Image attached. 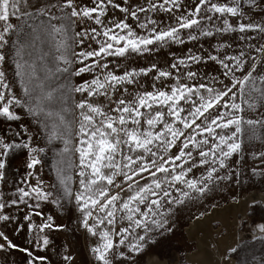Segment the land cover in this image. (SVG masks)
Here are the masks:
<instances>
[{
    "label": "snow or ice",
    "instance_id": "snow-or-ice-1",
    "mask_svg": "<svg viewBox=\"0 0 264 264\" xmlns=\"http://www.w3.org/2000/svg\"><path fill=\"white\" fill-rule=\"evenodd\" d=\"M245 176L264 183V0H0V264H81L54 232L87 264H149L177 213L199 226ZM241 241L213 264H264Z\"/></svg>",
    "mask_w": 264,
    "mask_h": 264
},
{
    "label": "rangeland",
    "instance_id": "rangeland-1",
    "mask_svg": "<svg viewBox=\"0 0 264 264\" xmlns=\"http://www.w3.org/2000/svg\"><path fill=\"white\" fill-rule=\"evenodd\" d=\"M184 47L185 46L173 45L171 49H161L159 53L155 54L151 58L147 56L135 58L132 66L143 67L147 66L151 62H155L159 65H164L171 59L169 55L171 52L176 53V55H183ZM188 47H192V45L189 44ZM205 47L207 48L208 45L205 44ZM57 143L59 144V142ZM59 146L63 147L62 144H60ZM45 171L47 172V169H45ZM244 179L246 183L244 185L245 191L243 192V195H241V192L238 189L229 191L227 189L220 188L216 192L209 194L213 197V199L210 200L209 203H214L217 206H222L233 201L231 198L233 195H236L239 199L246 194H251L254 192L264 193V183H261L259 177L255 178L254 186L251 187H249V185L253 184V182L247 181L246 176L244 177ZM197 210L203 211L204 209H197V207L190 206L189 208H185L182 212L176 214L173 232L166 234L162 239H160L158 247L152 249L147 254L149 258V264H151V261L154 259H159V261L164 264H193L192 261L187 258L189 253L198 252L200 248L208 247L213 249L212 251L215 254L213 243L215 245L217 241H222V239L226 237H232L231 239H235L236 241H241V237H244V240L241 241V243L252 246L248 250V254H251L252 251H255L257 255L260 254L261 248L264 246H262L257 241L248 239L251 233L247 232L246 230L241 231V226L243 222L247 220V228H253V224L250 219L252 217H254L257 222H261L262 219H264V207L252 208L248 206L245 210V214H243L241 211L237 212L235 216L230 214V222H228L227 224H223L218 219L214 220L210 225L209 234L207 232L205 233V230L207 229L205 226L194 227L192 231L187 229L193 222V220L191 219L192 214ZM45 211L55 212L56 209L46 208ZM63 222H67L66 217ZM51 239L53 242V248L50 251L55 252L58 248L62 251L63 249L61 248V246L65 243L73 244V246L81 253L79 257L81 264H87L88 257L85 254L87 242L84 240L82 235L77 233L73 235L71 239H69L66 233L54 232L51 235ZM90 240L91 238H89V241ZM14 242L23 244V237L14 238ZM12 259L16 261V264H20V262L23 260V256L21 253H14ZM52 259L53 261H55L57 257L53 255Z\"/></svg>",
    "mask_w": 264,
    "mask_h": 264
},
{
    "label": "bare ground",
    "instance_id": "bare-ground-1",
    "mask_svg": "<svg viewBox=\"0 0 264 264\" xmlns=\"http://www.w3.org/2000/svg\"><path fill=\"white\" fill-rule=\"evenodd\" d=\"M253 194H257L255 197L260 200L262 196H264V193L260 192H254L251 194H246L243 197H240L238 199V202L231 201L227 204H224L222 206H217L216 209L210 214V216H207L204 221L200 223V227L205 226L207 231L205 230V233L207 232L209 234V229L212 221L214 220H220L223 224H227L229 221V216L232 214L235 216L237 212L241 211L243 214H245V207H248L251 204V197H253ZM236 224V223H235ZM234 224V225H235ZM196 225V223L193 221L191 223V226L187 229L192 231L194 227H199ZM237 232V231H236ZM230 235V234H229ZM232 238V237H231ZM231 238H223L222 241L227 242H233V239ZM235 240V239H234ZM199 241V239H198ZM214 245V243H213ZM213 249L205 247L200 248L198 252L189 253L188 257H191L192 263L194 261H205L206 264H213V262L218 259V254H214ZM160 264H164L161 263Z\"/></svg>",
    "mask_w": 264,
    "mask_h": 264
},
{
    "label": "water",
    "instance_id": "water-1",
    "mask_svg": "<svg viewBox=\"0 0 264 264\" xmlns=\"http://www.w3.org/2000/svg\"><path fill=\"white\" fill-rule=\"evenodd\" d=\"M257 194H253V196H256ZM257 200H258V198H256ZM247 207H245V209H246Z\"/></svg>",
    "mask_w": 264,
    "mask_h": 264
}]
</instances>
